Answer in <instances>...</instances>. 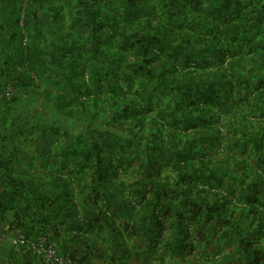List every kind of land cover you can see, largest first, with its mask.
Listing matches in <instances>:
<instances>
[{
  "label": "trees",
  "instance_id": "1",
  "mask_svg": "<svg viewBox=\"0 0 264 264\" xmlns=\"http://www.w3.org/2000/svg\"><path fill=\"white\" fill-rule=\"evenodd\" d=\"M0 222L72 264H264V0H0Z\"/></svg>",
  "mask_w": 264,
  "mask_h": 264
},
{
  "label": "built area",
  "instance_id": "2",
  "mask_svg": "<svg viewBox=\"0 0 264 264\" xmlns=\"http://www.w3.org/2000/svg\"><path fill=\"white\" fill-rule=\"evenodd\" d=\"M10 243L17 248H21L23 252L31 251L35 253L44 264H72L69 259L57 257L55 245L53 243L46 244L43 237L30 241L17 232L11 237Z\"/></svg>",
  "mask_w": 264,
  "mask_h": 264
},
{
  "label": "crops",
  "instance_id": "3",
  "mask_svg": "<svg viewBox=\"0 0 264 264\" xmlns=\"http://www.w3.org/2000/svg\"><path fill=\"white\" fill-rule=\"evenodd\" d=\"M11 237L12 234L8 233V225L0 222V264H12L9 253Z\"/></svg>",
  "mask_w": 264,
  "mask_h": 264
}]
</instances>
